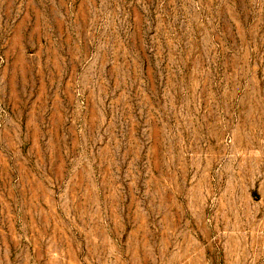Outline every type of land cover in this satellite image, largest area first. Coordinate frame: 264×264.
<instances>
[{"label": "rangeland", "instance_id": "rangeland-1", "mask_svg": "<svg viewBox=\"0 0 264 264\" xmlns=\"http://www.w3.org/2000/svg\"><path fill=\"white\" fill-rule=\"evenodd\" d=\"M0 264H264V0H0Z\"/></svg>", "mask_w": 264, "mask_h": 264}]
</instances>
